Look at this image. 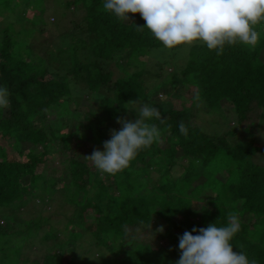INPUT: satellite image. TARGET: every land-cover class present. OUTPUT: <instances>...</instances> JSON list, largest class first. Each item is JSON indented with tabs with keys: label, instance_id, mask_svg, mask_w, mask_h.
Segmentation results:
<instances>
[{
	"label": "trees",
	"instance_id": "16d2710c",
	"mask_svg": "<svg viewBox=\"0 0 264 264\" xmlns=\"http://www.w3.org/2000/svg\"><path fill=\"white\" fill-rule=\"evenodd\" d=\"M64 3L67 8L84 9V15L55 43L68 52V58L61 60L65 66L58 68L53 62L58 60L55 49L48 50L50 58L35 60L39 53L30 38L43 22L45 0H0L9 19L2 24L0 16V85L10 93L9 106L0 109V264H175L180 258L179 236L215 222L226 226L232 216L240 222L233 250L264 264V163L254 158L258 152L264 158L254 131L264 129V23L256 26L260 33L256 45L226 47L222 55L197 41L184 66L150 86L169 60L160 62V71L150 77L147 60L140 62L144 68L134 71L125 61L123 73L114 81L108 69L119 56L134 62L130 54L135 49L151 54L165 48L141 28L146 22L139 13L120 20L105 11L104 0ZM29 9L33 15L27 17ZM14 18L23 23L21 28L14 27ZM174 58L172 53L170 60ZM72 80L83 84L80 93L92 94L76 98ZM181 83L192 89L190 98L183 97ZM162 87L168 89L169 98L155 101ZM67 100L75 101L76 111L70 110ZM175 100L181 108L172 107ZM223 100L237 114L239 124L257 117L252 127L243 130L248 140H234L235 127L227 131V138L205 132L190 120L198 103L219 110ZM131 101L159 110L161 119L153 122L160 139L120 173H101L82 156L78 141L103 144L112 120L121 117ZM78 106L87 108L86 122L71 130L72 113L82 115ZM181 123L184 133L179 130ZM57 157L58 167L49 171V160ZM152 168L160 174L152 175ZM224 172L227 176L221 181L217 175ZM201 177L205 180L196 183ZM59 189L61 195L65 190V203L73 206L64 222L66 237L50 223L51 216L43 215ZM209 189L215 193L206 194ZM47 224L50 228L40 234ZM161 226L163 232H158ZM149 227L156 233L155 241L135 235V229ZM84 232L101 246L94 259H77L72 243ZM37 241H52L40 258L34 257Z\"/></svg>",
	"mask_w": 264,
	"mask_h": 264
},
{
	"label": "clouds",
	"instance_id": "9594fccd",
	"mask_svg": "<svg viewBox=\"0 0 264 264\" xmlns=\"http://www.w3.org/2000/svg\"><path fill=\"white\" fill-rule=\"evenodd\" d=\"M103 8L120 20H130L129 13H139L148 29L164 47L172 49L200 41L209 51L222 55L226 47L254 46L260 33L256 26L264 23V0H104ZM9 91L0 85V109L9 106ZM137 119H117L119 130H111L103 151L94 150L86 157L104 174L115 175L128 168L138 153L160 139L153 122L160 112L151 104H141ZM181 133L185 127L181 123ZM163 232V226L157 229ZM240 222L232 216L226 226L216 222L194 227L179 236L180 258L175 264H256L243 251L233 250V239ZM195 233V234H194Z\"/></svg>",
	"mask_w": 264,
	"mask_h": 264
},
{
	"label": "rangeland",
	"instance_id": "374dc122",
	"mask_svg": "<svg viewBox=\"0 0 264 264\" xmlns=\"http://www.w3.org/2000/svg\"><path fill=\"white\" fill-rule=\"evenodd\" d=\"M64 1L65 0H45V12L43 13V17H42L43 22H39L36 28L37 31L34 33V37L33 38L30 37L32 39L33 47H35L39 53V57L37 56L35 60L39 61L41 57L51 56L49 55L48 50L55 49L57 51L58 60L53 61V62H54L55 67H58V68L65 66L63 63H61V60L68 58V52L61 51L59 46L55 47V43H57L59 39L61 40L63 35L69 33V31H72L74 29L76 21L80 22L81 19L83 18L82 16L84 15V9L82 8L78 9L74 5L67 8L65 6ZM0 6H1L0 16L3 15L2 18L0 17L2 19L1 22L2 24H5L9 21V19H7L8 17L6 16L7 10L2 9V6H3L2 4H0ZM32 13H33V9H29L27 12V17L28 15L32 16L33 15ZM9 16L12 17L13 15L10 14ZM13 24H14V27L18 29L22 27L23 23L18 22L17 18H14ZM196 42H193L190 45H181V46H178L172 49L165 47V48L160 49L159 51L153 50L151 54L147 50L142 51L139 49H135L131 51V54H130L134 62L128 61L127 58L125 60L119 56L117 59H115L112 62V64L108 66V69H111L113 72L112 81H114L118 76H120L123 73V71L121 70V67L125 61L127 62L126 67L130 71H134L136 69L143 67L140 64L141 60H144V61L147 60L148 61L147 69L149 70L147 71L146 76L150 77L152 74L154 75L156 71H160L158 67L159 66L158 64H160V62H164V60H169V62H167L168 65H164V69H163L164 73L161 74V76L159 77L155 76V78H152V80L150 81V86L159 84L160 80L163 79L167 74L175 73L178 67H182L186 64L189 49ZM172 53L175 54V58L171 61L170 59H171ZM82 85L83 84L81 82L75 83L72 80V83H71L72 91L77 96L76 98L78 99H80L78 95L87 96L89 94H92V92H88V91L87 92L81 91L80 93L79 86H82ZM167 87L171 89L169 85ZM179 88H180V92L182 93L183 97L190 98L193 95L192 89L190 87H187L183 83L179 84ZM166 91H168L167 88L165 89L163 87L160 88V92L154 98L156 99L155 101H159L160 99H168L169 96L167 97L165 93ZM95 98L97 99L96 96H94L93 99ZM95 101L96 100H92V103H94ZM67 104L69 105L70 110L76 111L75 110L76 103L74 100H67ZM141 104H144V102L143 101H135V102L131 101L129 103L128 109L126 110L125 113H123L121 117H119V119L129 120V118H131V121H134L135 119H137L138 118L137 113L132 109L138 110ZM171 104H172V107L174 108H181V105L179 101L177 100L173 101V103ZM222 105H223V108L219 110H212L206 107L205 105L198 103L193 108V113H192L193 115H191L190 120L192 121L193 124L200 125L205 130V132H208L210 134L217 133V134L225 135L227 138H229L227 131H229L230 127H235V129H237L238 134L235 136L234 140H237V139L248 140V134L243 130L247 126L252 127L251 123L253 121H257L258 120L257 117L254 116L252 118L244 120L243 123L239 124L236 121L237 114L233 112L232 109L231 110L229 109L230 106L227 100H223ZM78 107L82 115H80L78 112L72 113L74 124L70 128L71 130H75L76 129L75 125H77L79 122H83V123L86 122L83 118V114L88 111L87 108L81 107V106H78ZM51 117H54V115H51ZM117 119L118 118L112 120L111 126L109 128L110 131L112 129L119 130L121 128V125L117 123ZM254 131L257 136L255 139V142H260L262 146L264 147V141H263L264 140V133H263L264 129L257 127V129H254ZM86 132H87V135L92 136L89 130L84 131V133ZM106 135H107V139L109 140L111 138V133H107ZM104 139H106V137ZM78 142H80V146L78 150L83 153L82 156L85 158L90 156L94 150H97V149L100 151L104 150L103 144L97 145L96 143H91L88 140L83 139V138L80 139ZM254 158L257 162L264 163V158L262 157V154L260 152L256 153L254 155ZM58 159L59 158L57 157V158H54V160L53 159L49 160V171H52L53 169H55L56 166L58 167L59 165ZM183 161H185V159H183ZM151 171L153 172L152 175L154 176H157L160 174L159 169L152 168ZM226 176H227L226 172L219 173V175H217V178H219L221 181H224ZM204 180L205 178L201 177V179L196 181V183H201V181L203 182ZM106 182L108 183L109 181H106ZM219 184L221 183L219 182ZM60 192H62V189L58 190L55 198L51 200L50 203L43 204V205L46 204L45 206L46 209L43 211V215L51 216L52 220L50 221V223L55 224V227L60 229L59 233L62 237H66L65 232H63L64 222L66 220L67 215L70 216V214H72L73 206L70 203H65L64 201L65 200V190H63L62 195L60 194ZM214 193L215 192L212 189H209L206 192V194H209V195H213ZM90 194H92V192ZM28 206L30 210H34L35 208L33 207L32 203H30ZM41 208L43 207L41 206ZM25 210L26 209H24V211ZM91 221L92 220L89 218L87 223L90 225ZM90 227L93 228L94 225H91ZM49 228L50 227L47 224L41 230L40 234H43L44 231ZM129 230L130 232H134L131 228H129ZM135 235L143 241H155L156 240V233H154L151 227L135 229ZM158 242L163 243L164 240L160 239ZM51 243L52 241H46V242L42 241L40 243L39 241H37L34 247V251H37V253H34V257L40 258V256H42V254L44 253V250L42 249L45 246H49ZM72 244L76 245L75 247L77 248V259H79L78 257L80 256L81 257H84V256L91 257V259H94L98 255L97 254L98 248L101 247V246H97V244L95 243V238L91 236L90 232H84L83 237L77 242H74Z\"/></svg>",
	"mask_w": 264,
	"mask_h": 264
}]
</instances>
